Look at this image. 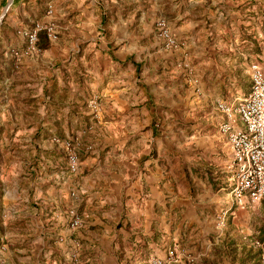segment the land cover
Wrapping results in <instances>:
<instances>
[{"label":"crops","instance_id":"1","mask_svg":"<svg viewBox=\"0 0 264 264\" xmlns=\"http://www.w3.org/2000/svg\"><path fill=\"white\" fill-rule=\"evenodd\" d=\"M263 3L0 0V152H8L0 153V170L6 160L13 169L0 175V264H149L172 250L178 264H234L229 248L254 264L249 251L264 235V203H240L230 193L233 152L216 103L238 71L264 62ZM157 18L183 50L164 47ZM50 21L58 40L17 62L10 52L25 46L21 32ZM183 52L215 127L210 149L219 157L200 159L201 179L179 171L190 160L175 158L154 131L194 93L180 66ZM248 85L229 91L231 104L248 93L250 76ZM94 97L98 116L89 107ZM235 126L244 127L239 117ZM56 137L78 140L79 174L68 171ZM164 164L179 179H169ZM72 208L83 219L76 232L68 227Z\"/></svg>","mask_w":264,"mask_h":264},{"label":"built area","instance_id":"2","mask_svg":"<svg viewBox=\"0 0 264 264\" xmlns=\"http://www.w3.org/2000/svg\"><path fill=\"white\" fill-rule=\"evenodd\" d=\"M53 7L49 6L47 15L51 16ZM157 37L162 40L167 50H182L184 44L171 32L165 19H159L155 25ZM45 33L50 42L58 40L56 24L50 22H36L31 28L21 32L25 40L22 49H12L10 54L20 62L23 57L39 55L40 34ZM189 69L188 64L183 65ZM249 76L251 88L248 93L236 104H227L221 101L216 103V110L223 116V122L219 126L220 133L227 138L231 146L233 156L229 166L231 172L230 193L237 202L248 198L252 202L264 203V68L258 62L250 65ZM196 83V81H195ZM93 114L98 116L101 110V102L94 97L89 104ZM240 118L244 127L236 128L237 118ZM53 142L59 146L66 155L68 171L72 175L80 172V156L78 140H62L58 137ZM75 197V194H72ZM223 214L221 224L224 225ZM68 227L72 232L80 230L83 219L75 209L68 211ZM260 252L261 261L264 263V235L255 243ZM178 253L170 251L165 258L153 257L149 264H178Z\"/></svg>","mask_w":264,"mask_h":264},{"label":"rangeland","instance_id":"3","mask_svg":"<svg viewBox=\"0 0 264 264\" xmlns=\"http://www.w3.org/2000/svg\"><path fill=\"white\" fill-rule=\"evenodd\" d=\"M49 6H52L54 8L53 4H50ZM111 9L112 7H109L107 11L115 12V8H113L112 10ZM258 9L263 10L264 6L259 7ZM159 19H164V18H157L156 20L158 21ZM156 22H155V25H156ZM102 26L103 28H106L107 25L105 24ZM28 28H31V27H28ZM149 40H151V38H148L146 41L148 42ZM183 57L184 58L181 60L180 66L184 71L183 73L185 75V79L188 82L187 84L192 87L194 93L193 95L189 94L188 96L183 95V102L182 103L179 102L181 106L177 109L178 114H176V117H173L171 121H168V120L165 121L163 119L156 121L154 131L157 137L161 139L162 145L167 144L169 145V147L167 148H172V147L174 148L172 153L174 154L175 158L177 159L180 158V160L182 159L190 160V161H186L185 164L187 165L184 168L182 167V162H181V166L178 167L179 171H181V173H184L187 179L190 177V175H192L195 178L201 179V174L204 173L205 171L204 172L201 171L202 164L200 162V159L207 158L208 160H211V162H214V160L218 159L219 157L213 151V149H210V145L212 143L211 141L213 140V137H212L213 129H215V127H212V125H210L213 119V116H212L213 113H212L211 107H208V108L202 107L203 105L199 103V100L202 97L203 90H204L202 88V81L195 69V65L192 63V61L186 58V53L184 52H183ZM260 63L262 64L264 68V62H260ZM184 64H188L189 69L184 68L183 67ZM237 75L238 77L236 78L237 79L236 84L235 82H232L228 80L229 78H227L228 81L226 82L225 89L219 94L221 97V100L219 101L231 105L232 102L231 100H229L231 94L229 93V91H231V89L233 91V88H235L236 91L238 92L245 91V89L249 86L248 85L249 84V70L248 69L245 68L240 72L238 71ZM231 84H233L232 87H230ZM0 141L4 142L3 137L0 138ZM0 153L6 154L8 152L4 151ZM158 155H160L162 159L167 158V155H165L164 152H162L161 154H158V152H156L155 157L157 158ZM8 161L9 160H6L7 167H6V163H4L5 165L4 173L6 175L11 173V170H13L10 168ZM189 162H193L194 166L188 165ZM163 166H164L163 169H165V167L168 169L167 171L169 173L168 174L169 179L174 181V177L176 176H177V179H179L180 175H178V173L176 175L174 174L172 175L171 173V172L174 173V171L171 170L173 165L168 166L167 164H164ZM189 170H191L192 172ZM4 173H3V170L2 172L0 170V175L3 176L5 175ZM208 175L211 176V174L209 173ZM203 177L204 178L206 177L205 173ZM6 185L8 186L9 183H6ZM214 189H216L215 186H214ZM215 192L216 190H214V193ZM249 252H250L249 255H251L250 257H252L253 259H257L254 262V264H261V263L264 264L261 261L260 252L255 247V245L251 247ZM225 256H227V262L229 263L230 261L228 258H230L231 262L232 263L234 262V264L236 262H238L239 264H243L242 262H240V260H238L237 253L234 255L233 248H229V252L226 251Z\"/></svg>","mask_w":264,"mask_h":264},{"label":"trees","instance_id":"4","mask_svg":"<svg viewBox=\"0 0 264 264\" xmlns=\"http://www.w3.org/2000/svg\"><path fill=\"white\" fill-rule=\"evenodd\" d=\"M49 39L47 37V35L45 33H41L40 34V42H39V48L41 49V51L43 49H47L49 46ZM0 138H1V132H0Z\"/></svg>","mask_w":264,"mask_h":264}]
</instances>
